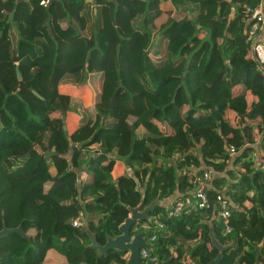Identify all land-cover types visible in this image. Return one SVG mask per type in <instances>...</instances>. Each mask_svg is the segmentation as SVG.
<instances>
[{
    "label": "trees",
    "instance_id": "obj_1",
    "mask_svg": "<svg viewBox=\"0 0 264 264\" xmlns=\"http://www.w3.org/2000/svg\"><path fill=\"white\" fill-rule=\"evenodd\" d=\"M261 4L0 0V230L24 232L0 237V264H124L126 253L90 247L89 232L104 245L132 209L188 194L189 171L161 170L177 155L179 165L215 172L208 195L230 197L231 231L223 234L210 210L169 217L159 203L149 215L165 231L148 257L209 264L218 253L212 232L222 245L234 242L222 264H264V72L247 56L245 34V6ZM163 46L156 88L147 56ZM93 72L103 74L100 102L82 108L68 132L66 116L76 111L58 87H81ZM104 135L115 137L111 148ZM118 160L131 175L112 177ZM61 239L64 254L53 249Z\"/></svg>",
    "mask_w": 264,
    "mask_h": 264
},
{
    "label": "built area",
    "instance_id": "obj_2",
    "mask_svg": "<svg viewBox=\"0 0 264 264\" xmlns=\"http://www.w3.org/2000/svg\"><path fill=\"white\" fill-rule=\"evenodd\" d=\"M245 14L247 15L245 25L246 42L249 44L247 56L256 60L260 69L264 72V6L263 4L255 8L245 6ZM227 150L232 156L236 154V149L231 145L227 146ZM180 161H184L183 158H180ZM201 170H197L194 173L189 171L193 175V187L188 194L176 195L169 202L166 208L167 215L169 217H178L181 214L189 213L192 209L210 210L212 217H217L221 221L223 234H227L231 231L229 217L233 203L223 190H218L213 199L209 197L208 191L212 189V180L215 172L211 169ZM82 217L83 215L79 211L71 218V224L74 227L80 226ZM127 218H132L131 212L127 214ZM132 230L134 233L144 232L146 242L151 245L155 241L157 233L165 231L159 215H148L146 219L136 220L132 225ZM140 256L142 260H146L148 258V249L141 248Z\"/></svg>",
    "mask_w": 264,
    "mask_h": 264
},
{
    "label": "crops",
    "instance_id": "obj_3",
    "mask_svg": "<svg viewBox=\"0 0 264 264\" xmlns=\"http://www.w3.org/2000/svg\"><path fill=\"white\" fill-rule=\"evenodd\" d=\"M263 6H264V4H263ZM162 16H164V18H165L164 21L160 20V18ZM166 19H167V15L162 14L161 16H159L158 18H156L153 21L154 26L159 27L162 23H164L166 21ZM157 41H158V37L156 38L155 42H157ZM157 50H158V52H156L155 49L148 52L147 59L149 60V66L151 64L150 67L147 65V71L149 73V76H150L149 69L152 67V63H154V60L157 59V61L159 63H161V61H162L161 59H163L166 55V47H164V46L159 47V49H157ZM154 67L157 68V66H155V65H154ZM156 77H157V74H156ZM102 79H103L102 72H93V73H90L88 75V79H87L86 84L81 86V87H78V88H76V87H65V86H59L58 87L59 93L68 95L70 97L71 105L75 108V111H76L74 113H68L66 116V129L68 132H71L76 127L77 122L79 121V118L81 117V114H82V110H81L82 108H87V107L95 108L99 104L100 95H101V87H102ZM157 82H158V85H155L153 83V86L156 88H159L160 84L158 81V77H157ZM158 127L162 131L163 130H166L168 132L171 131V129L167 123L158 124ZM103 139L105 142H107V146L109 148H111V146L115 142V137H113V136L104 135ZM107 156H108V158L112 157V153L111 152L107 153ZM196 157L198 158L199 155H196ZM201 167L202 166H195V165H193V166H187L184 164L179 165V163L175 160V157L173 160H169L168 162L164 161L161 164V170L163 172L167 171V172H169L170 175H173L176 177H178L181 173H184L187 171H192L194 173L195 171H197ZM52 171L54 172L53 169H52ZM122 174L131 175V171L125 166V164L122 163V161L118 160L115 162V164L113 166L112 177L115 179L116 177H118L119 175H122ZM175 196H176V194L162 200L161 202H158V204L160 203L161 205H163L165 210H166L167 205L169 204L170 201H172V199ZM53 249L59 254H64L67 252V247L65 245L64 240H62V239L54 244ZM38 251L44 253L43 248L42 249L39 248Z\"/></svg>",
    "mask_w": 264,
    "mask_h": 264
},
{
    "label": "water",
    "instance_id": "obj_4",
    "mask_svg": "<svg viewBox=\"0 0 264 264\" xmlns=\"http://www.w3.org/2000/svg\"><path fill=\"white\" fill-rule=\"evenodd\" d=\"M25 1H29V0H25ZM16 74H17V78L20 79L21 75H20L18 68H16ZM33 93L37 95L38 97H40L35 91H33ZM157 204H158L157 200H152L143 210H140V206L132 209L131 210L132 218H126L124 222L121 223L118 227L119 234L113 237L112 236L107 237L104 245H99L95 241L93 235L89 232V239H90L89 246L97 248L104 255H106L108 251L111 249L122 251L127 254V259L124 264H141L142 259L140 256V249L146 248L148 249V253H149L152 250V245L146 242V239H145L146 235L144 232L133 234L131 233V227L135 223L136 220L146 219L148 215L150 214V212L152 211L153 207ZM10 233L24 234L21 226H17L14 228H7L4 226L0 230V237H3ZM209 235H210V240H211L212 245L218 250V253L210 261L209 264H222L223 252L229 249L230 247H232L234 242H231L227 245H222L214 237L212 232H210ZM170 262H171V258L163 261L162 263H157L156 260L148 257L146 258V260H144L143 264H170Z\"/></svg>",
    "mask_w": 264,
    "mask_h": 264
},
{
    "label": "rangeland",
    "instance_id": "obj_5",
    "mask_svg": "<svg viewBox=\"0 0 264 264\" xmlns=\"http://www.w3.org/2000/svg\"><path fill=\"white\" fill-rule=\"evenodd\" d=\"M160 20L161 21H164L165 20V18H164V16H162L161 18H160ZM150 23V21L148 20V21H146V24L148 25ZM25 52L26 53H31V51L29 50V49H26L25 50ZM162 60V59H161ZM158 64H160L158 61H157V59L156 60H154V63H152V67L149 69V72H150V78H151V80H152V84L154 83L155 85H158V82H157V77H156V67H154V65L155 66H157ZM150 66H151V64H150ZM149 66V67H150ZM158 87V86H157ZM34 158L36 157V155H34L33 156ZM36 247H37V249H42V247H40V246H38V245H35Z\"/></svg>",
    "mask_w": 264,
    "mask_h": 264
},
{
    "label": "clouds",
    "instance_id": "obj_6",
    "mask_svg": "<svg viewBox=\"0 0 264 264\" xmlns=\"http://www.w3.org/2000/svg\"><path fill=\"white\" fill-rule=\"evenodd\" d=\"M131 212V211H130ZM131 233H133L134 234V232H132V227H131Z\"/></svg>",
    "mask_w": 264,
    "mask_h": 264
}]
</instances>
